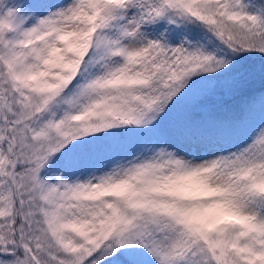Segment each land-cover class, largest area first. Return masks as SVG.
<instances>
[{"label": "snow or ice", "instance_id": "1", "mask_svg": "<svg viewBox=\"0 0 264 264\" xmlns=\"http://www.w3.org/2000/svg\"><path fill=\"white\" fill-rule=\"evenodd\" d=\"M0 264H264V0H0Z\"/></svg>", "mask_w": 264, "mask_h": 264}]
</instances>
